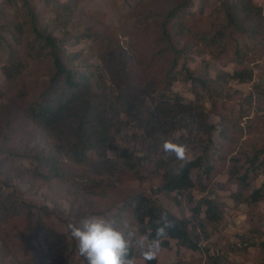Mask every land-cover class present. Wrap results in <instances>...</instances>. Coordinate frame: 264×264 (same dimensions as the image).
<instances>
[{
  "label": "rangeland",
  "instance_id": "obj_1",
  "mask_svg": "<svg viewBox=\"0 0 264 264\" xmlns=\"http://www.w3.org/2000/svg\"><path fill=\"white\" fill-rule=\"evenodd\" d=\"M3 1L0 0V4ZM140 1L144 0H84L77 6V16L81 21L91 16L104 19L116 44V49H110L106 57L117 62L119 55L123 58V65L130 67L126 79L110 77L108 92L100 96L101 103L96 111L101 122L97 124L94 120L86 130H104L111 141L107 147L98 146L94 153H89L93 157L84 164H76L69 153L68 144L76 139L74 126L77 123L70 121L63 133L56 137L53 133L43 134L35 130L24 120V105L0 71V162L8 161L7 166L0 164V186L16 201L46 206L51 211L42 220L40 232L32 244L43 252H55L57 249L58 259L63 264H88L87 259L79 255L78 241L71 236L69 224L79 225L81 219L88 215L103 216L113 221L118 206L136 192L155 198L178 218H189L193 203L202 197H218L223 204L220 221L205 226L207 237L198 231L192 232L193 236H199V251L186 250L178 247L176 242L168 241L170 247H160L155 258L157 263L209 264L211 257L215 256L219 257L220 264H264V201L252 209L246 204L235 205L229 196L241 189L228 175L230 158L235 156L238 148L242 149L243 142L264 144V33L253 38L247 29L241 32L229 25L221 6L226 0H191L187 7L184 6L186 0H151L156 13L161 16L142 25L138 21L145 19L147 11H143L146 8ZM175 7L179 8L178 12L185 21L182 28L186 29L184 40L173 50L180 54L175 58L173 51L163 53L155 76L141 79L142 73L132 74L131 71L142 66L144 57L149 58L151 46L147 39L142 38L133 54L134 46L131 44L135 38L138 40L142 28L151 37L157 34L159 26L150 24L163 20L164 15ZM52 14L48 12L40 26L46 25ZM63 29L70 36L79 38L84 31L75 18L66 28L51 26L47 33L61 37ZM218 30L224 32L219 48L227 50V58L236 49L243 51L235 66L230 63L221 67L216 56L218 48L204 47L194 35L202 31L214 34ZM88 46V40L82 39L76 46H67V50L84 51ZM174 58V72L187 69L193 78H202L207 72L208 80H213L217 72L231 74L236 68L245 71L247 76L250 74L251 80L244 83L229 80L218 87L222 90L218 99L202 90L203 99L195 102L190 82H174L166 88V72L172 68L170 63ZM29 69L32 72L37 70L35 75L39 82L34 83L38 88L44 85L53 71L48 59L42 65H29ZM23 86L29 87L30 81L24 82ZM175 94L182 98L179 104L174 101ZM116 98L120 99L118 103ZM111 100L112 103L108 104ZM126 102L132 104L129 114L126 113ZM240 116L243 117L239 125L241 135L235 128L237 130L230 133L231 142L222 140L219 136L220 126L224 125L222 119L233 121ZM247 126L249 136H245ZM165 140L186 145L189 149L186 160L179 161L174 154L166 153L163 150ZM38 157L43 159L38 160ZM51 157L58 163L54 170L46 162V158ZM123 157L133 161L142 159L136 170L144 180L138 181L134 175L121 170ZM196 158H201L202 164L191 171L190 176L195 183L192 203L175 193L170 197L158 195L156 188L161 183L163 170H156V160L166 161L167 166L178 169ZM34 170L49 179H38L33 174ZM262 180L264 177H259L256 186ZM172 197L179 203L175 204ZM203 216L201 213L200 217ZM129 230L135 233L134 227ZM135 235L137 239L141 237L138 233ZM136 250L135 264H145L142 250L138 246ZM10 259L9 250L7 252L0 247V264H9Z\"/></svg>",
  "mask_w": 264,
  "mask_h": 264
},
{
  "label": "trees",
  "instance_id": "obj_2",
  "mask_svg": "<svg viewBox=\"0 0 264 264\" xmlns=\"http://www.w3.org/2000/svg\"><path fill=\"white\" fill-rule=\"evenodd\" d=\"M82 1L84 0H4L0 4V71L10 83V89L14 91L16 98L24 105V120L35 130L43 134L53 133L56 137L63 133L70 121L77 123L74 126L76 139L68 144L69 153L76 164H84L89 157L92 158L93 156H89V153H94L98 146L109 145L111 138L107 132L104 133V130L90 132L86 130V126L94 120L97 124L101 122L96 107L101 103L100 98L108 92L110 77L126 79L127 71H130V67L123 65V58L119 55L116 57L117 62L106 57L110 49H116V44L111 32L104 24V19L91 16L89 19L79 20L77 6ZM190 2L191 0L188 2L186 0L187 4L184 6L187 7ZM140 4L146 8L143 11H147L145 19L138 21L142 25L152 18L157 19L161 16L160 13H156L157 9L151 0L140 1ZM221 6L229 25L239 28L241 32L247 29L253 38L264 33L260 11L254 6L253 0H226ZM178 11L179 8L175 7L164 15L163 20L151 23L150 26H159L157 34H153L152 37L145 28L140 30L138 40L135 38L131 44L134 46L131 52L134 54L142 38L147 39L151 52L149 51V58L144 57L145 62H142L139 69L131 71L132 74L138 71L140 75L142 73L141 79L150 75L154 77L159 69L160 55L165 52L171 53L179 42L184 40L183 35L186 29L182 27L185 26V21ZM48 12L53 14L42 27L40 21ZM75 18L84 29L80 38L70 36L64 29L61 37L47 33V28L51 26L60 25L66 28ZM246 25H249V28ZM187 28L189 29V26ZM196 33L194 35L198 43L207 48H218L216 56L221 67L230 63L235 66L240 61V56H243V51L236 49L230 58L226 57L227 50L219 48V41L224 33L220 30L214 34L206 31ZM82 39H87L89 42V46L84 51L69 52L67 50V46H76ZM172 53L175 54V58L180 54L174 51ZM175 58L170 63L172 66L169 69L170 73L166 72V88L174 82H190V92L195 102L203 99L202 90H205L208 96L218 99L222 94V90L218 87L227 84L229 80H236L239 83L251 80L250 74L247 76L245 71L236 68L231 74L223 70V72H217L213 80H208L207 72H205V78H193L187 69L184 72L182 70L174 72ZM47 59L53 71L44 85L38 88L34 83L38 81L35 75L37 70L32 72L29 65H42ZM27 81H30V86L24 87L23 83ZM119 100L116 98L117 103ZM180 100L182 98L175 94V103L179 104ZM112 101L107 102L109 104ZM131 108L132 104L126 102L127 114ZM242 118L240 116L233 121L229 118L222 119L224 125L220 126L219 130L222 140L231 142L230 133L237 129L238 134L241 135L242 128L239 125ZM246 129L245 136L248 135V126ZM230 159L228 175L241 191L234 192L229 197L235 205L246 204L252 209L258 202L264 201V180L256 186V180L261 176L264 177V144L256 145L245 141L242 149L238 148L235 156ZM46 162L52 166L51 170L58 167L53 157L46 158ZM6 163L8 164V161L2 164L7 166ZM141 163V158L133 161L123 157L120 164L121 170L134 175L136 180L142 181L145 178L136 170ZM201 164V158L186 162L180 165L177 174V169L167 166L166 161L156 160V170H163L161 183L156 188L158 195L170 197L175 193L180 197L185 196L187 201L192 203L195 183L190 175L191 171L201 167ZM33 174L40 180L49 179L36 170ZM154 199L141 192L130 196L129 200L118 206L113 218L114 226L124 232L126 238L130 232L129 229L134 227L135 233L148 237L150 241L156 238L157 228L163 225L161 220L163 215L171 222V226L166 229V238L161 240V247L168 249L170 247L168 241H174L178 247L182 246L186 250L195 252L199 251L201 246L198 242L199 236H193L192 232L198 231L207 237L205 226L219 222L223 213V204L219 202L218 197L213 199L202 197L193 203L189 218L176 217ZM172 200L175 204L179 203L174 197ZM50 212L46 206L37 207L14 200L10 193L3 191L0 186V247L7 252L9 250L11 255L9 264H63L58 259L57 249L55 252L54 250L43 252L32 244L33 238L40 232L38 229L42 227V220ZM201 213L205 216L200 217ZM135 233L131 237L133 246L130 249V256L134 258L137 254L136 241L138 240ZM14 235H16L15 238H13ZM145 264L159 263L153 259L145 261ZM209 264H220L219 257H211Z\"/></svg>",
  "mask_w": 264,
  "mask_h": 264
},
{
  "label": "clouds",
  "instance_id": "obj_3",
  "mask_svg": "<svg viewBox=\"0 0 264 264\" xmlns=\"http://www.w3.org/2000/svg\"><path fill=\"white\" fill-rule=\"evenodd\" d=\"M163 150L174 154L179 161L187 158L188 147L177 144L171 140H165ZM178 169L176 170L178 174ZM163 225L156 230V238L148 240L141 236L137 246L142 250L145 261L155 259L160 251L161 240L166 238V229L171 226L165 216L162 215ZM71 236L78 241L80 256L87 259L88 264H135V258L130 256L134 233L129 232L128 238L125 233L114 226L113 221L98 215L85 216L79 225L69 224Z\"/></svg>",
  "mask_w": 264,
  "mask_h": 264
},
{
  "label": "built area",
  "instance_id": "obj_4",
  "mask_svg": "<svg viewBox=\"0 0 264 264\" xmlns=\"http://www.w3.org/2000/svg\"><path fill=\"white\" fill-rule=\"evenodd\" d=\"M254 6L260 11L261 24L264 26V0H253Z\"/></svg>",
  "mask_w": 264,
  "mask_h": 264
}]
</instances>
